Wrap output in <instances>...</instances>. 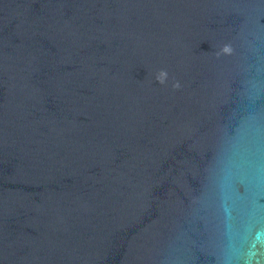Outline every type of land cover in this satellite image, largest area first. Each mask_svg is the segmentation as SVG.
<instances>
[{"label":"water","instance_id":"1","mask_svg":"<svg viewBox=\"0 0 264 264\" xmlns=\"http://www.w3.org/2000/svg\"><path fill=\"white\" fill-rule=\"evenodd\" d=\"M0 264H264V0H0Z\"/></svg>","mask_w":264,"mask_h":264}]
</instances>
